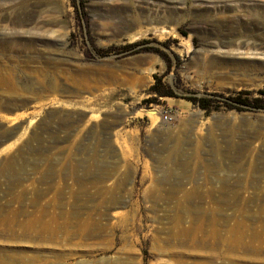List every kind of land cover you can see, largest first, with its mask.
Segmentation results:
<instances>
[{"label": "rangeland", "instance_id": "rangeland-1", "mask_svg": "<svg viewBox=\"0 0 264 264\" xmlns=\"http://www.w3.org/2000/svg\"><path fill=\"white\" fill-rule=\"evenodd\" d=\"M260 90L264 0H0V264H264Z\"/></svg>", "mask_w": 264, "mask_h": 264}, {"label": "trees", "instance_id": "trees-1", "mask_svg": "<svg viewBox=\"0 0 264 264\" xmlns=\"http://www.w3.org/2000/svg\"><path fill=\"white\" fill-rule=\"evenodd\" d=\"M260 92L264 94V90H260ZM149 93L153 96L145 99L144 102L146 103L160 102L161 97L177 96L173 89L163 82L162 77H156V82L149 89ZM251 94H253V91L243 90L237 95H229L226 97L222 93H215L213 96H192L188 97V99L207 113H210L213 109L217 110L221 107V104H219L220 101H223L228 109H241L252 106L254 104L253 102L258 101V99H252L250 97ZM217 96L222 97L223 100L216 98Z\"/></svg>", "mask_w": 264, "mask_h": 264}, {"label": "bare ground", "instance_id": "bare-ground-1", "mask_svg": "<svg viewBox=\"0 0 264 264\" xmlns=\"http://www.w3.org/2000/svg\"><path fill=\"white\" fill-rule=\"evenodd\" d=\"M56 21V20H55ZM241 48V47H240ZM249 49H251V48H249ZM3 50H5L7 53H9L10 52V47H8L7 45H5L4 44V46H3ZM158 110V109H157ZM156 109L155 110H147V114L148 115H150L152 118H156V120L158 121V119L160 118V116H159V112L157 111ZM142 112V111H141ZM138 115H140V114H138ZM142 115H143V113H142ZM117 202V201H116ZM115 202V203H116Z\"/></svg>", "mask_w": 264, "mask_h": 264}, {"label": "water", "instance_id": "water-1", "mask_svg": "<svg viewBox=\"0 0 264 264\" xmlns=\"http://www.w3.org/2000/svg\"><path fill=\"white\" fill-rule=\"evenodd\" d=\"M146 112H147V110L142 111V113H144L145 115H148ZM123 125H124V123L122 121H120L119 123L113 125V130L116 131L117 129L121 128ZM18 131H19V129H17L15 131L14 135H16L18 133Z\"/></svg>", "mask_w": 264, "mask_h": 264}, {"label": "built area", "instance_id": "built-area-1", "mask_svg": "<svg viewBox=\"0 0 264 264\" xmlns=\"http://www.w3.org/2000/svg\"><path fill=\"white\" fill-rule=\"evenodd\" d=\"M169 118H170V115H168V114L164 115V119H169Z\"/></svg>", "mask_w": 264, "mask_h": 264}]
</instances>
